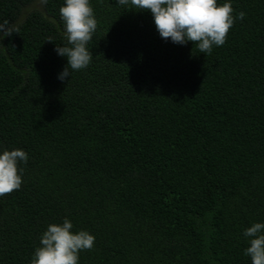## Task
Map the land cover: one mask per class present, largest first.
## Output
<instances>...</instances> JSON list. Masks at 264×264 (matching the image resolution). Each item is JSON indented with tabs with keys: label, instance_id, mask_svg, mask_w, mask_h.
Wrapping results in <instances>:
<instances>
[{
	"label": "trees",
	"instance_id": "trees-1",
	"mask_svg": "<svg viewBox=\"0 0 264 264\" xmlns=\"http://www.w3.org/2000/svg\"><path fill=\"white\" fill-rule=\"evenodd\" d=\"M0 0V153L23 149L0 196V264H31L52 223L95 236L78 264H251L264 223V0L210 55L163 39L150 11L90 0L89 65L67 57L65 0ZM52 40V41H48Z\"/></svg>",
	"mask_w": 264,
	"mask_h": 264
},
{
	"label": "clouds",
	"instance_id": "clouds-1",
	"mask_svg": "<svg viewBox=\"0 0 264 264\" xmlns=\"http://www.w3.org/2000/svg\"><path fill=\"white\" fill-rule=\"evenodd\" d=\"M47 3V0H43ZM121 5L129 0H117ZM137 11H150L160 36L173 43L193 42L200 53L210 55L213 46L226 42L235 19H243L244 12L233 16L230 2L218 4L217 0H130ZM64 22L67 44L57 45L55 51L67 57V65L59 74V79L68 80L72 71L86 68L92 59L87 48L97 28V20L90 0H65L60 8ZM19 32L15 26L0 24V40ZM52 41V40H48ZM28 154L23 149H5L0 153V196L11 194L22 185V169L19 163H27ZM72 222L65 218L63 223H52L43 232L40 246L34 252L31 264H78L79 253L91 250L95 236L86 230L73 232ZM249 246L245 255L251 264H264V223L254 222L245 229Z\"/></svg>",
	"mask_w": 264,
	"mask_h": 264
},
{
	"label": "rangeland",
	"instance_id": "rangeland-1",
	"mask_svg": "<svg viewBox=\"0 0 264 264\" xmlns=\"http://www.w3.org/2000/svg\"><path fill=\"white\" fill-rule=\"evenodd\" d=\"M41 2V0L38 1V4Z\"/></svg>",
	"mask_w": 264,
	"mask_h": 264
}]
</instances>
